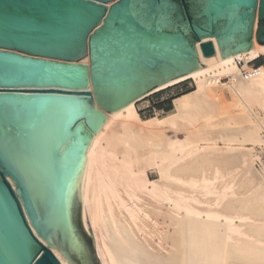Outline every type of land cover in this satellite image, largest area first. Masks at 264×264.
<instances>
[{"label": "water", "instance_id": "water-1", "mask_svg": "<svg viewBox=\"0 0 264 264\" xmlns=\"http://www.w3.org/2000/svg\"><path fill=\"white\" fill-rule=\"evenodd\" d=\"M257 17L264 44V0H0V264H63L51 247L101 264L80 189L85 125L108 116L69 61L90 52L97 105L113 111L205 67L197 43L205 57L216 47L203 37L223 58L251 49Z\"/></svg>", "mask_w": 264, "mask_h": 264}, {"label": "bare ground", "instance_id": "bare-ground-1", "mask_svg": "<svg viewBox=\"0 0 264 264\" xmlns=\"http://www.w3.org/2000/svg\"><path fill=\"white\" fill-rule=\"evenodd\" d=\"M206 40L216 53L205 57L197 43L205 67L151 92L195 82L163 116L143 118L136 99L104 110L90 56L69 61L87 66L94 107L108 116L98 132L85 125L93 139L80 189L101 264H264V64L242 72L264 44L254 35L251 49L223 58L216 36ZM224 89L232 98L223 108Z\"/></svg>", "mask_w": 264, "mask_h": 264}, {"label": "rangeland", "instance_id": "rangeland-1", "mask_svg": "<svg viewBox=\"0 0 264 264\" xmlns=\"http://www.w3.org/2000/svg\"><path fill=\"white\" fill-rule=\"evenodd\" d=\"M256 22L258 24V17L256 19ZM257 29L258 28L256 26V28L253 31L254 35H257ZM86 57H89V56L87 55ZM259 62H261V63L264 62V56L259 61H256L255 64H258ZM226 81H228V80H226ZM195 86H196L195 82L193 80L189 79L187 81H184L182 83H179V84L174 85L172 87H169L167 89H164V90H161L158 92H154L153 94L146 97L145 99L138 101L137 102V109L143 118H148V117L155 116V115L156 116H163L168 112L165 110L164 106H168L169 101H171L172 107H173L174 106L173 105V99L176 96H179L183 93H186V92L194 89ZM224 96H226V97H224ZM222 98H223V101L225 102L222 105V107L224 108L225 106L226 107L230 106V104H231L230 99L232 98V96H231V93L228 92L227 89L223 90V97ZM226 101H229V102H226ZM226 103H229V104H226ZM162 105H164V106L162 107ZM150 176L152 178L156 177L157 176L156 171H152L150 173Z\"/></svg>", "mask_w": 264, "mask_h": 264}, {"label": "built area", "instance_id": "built-area-1", "mask_svg": "<svg viewBox=\"0 0 264 264\" xmlns=\"http://www.w3.org/2000/svg\"><path fill=\"white\" fill-rule=\"evenodd\" d=\"M262 57L256 59L255 61L251 62V65H252V68L249 69V70H246V69H243V74L244 76L247 78L249 77L250 75H255L257 72H258V69H259V65L258 64H255L256 61H259ZM264 64V62L262 63Z\"/></svg>", "mask_w": 264, "mask_h": 264}, {"label": "trees", "instance_id": "trees-1", "mask_svg": "<svg viewBox=\"0 0 264 264\" xmlns=\"http://www.w3.org/2000/svg\"><path fill=\"white\" fill-rule=\"evenodd\" d=\"M261 64H262L261 62L258 63V65H261ZM163 106H164V105H162V107H163ZM164 108H165V110L168 111V112L171 111V110L173 109L171 101H169V102H168V106H164Z\"/></svg>", "mask_w": 264, "mask_h": 264}, {"label": "snow or ice", "instance_id": "snow-or-ice-1", "mask_svg": "<svg viewBox=\"0 0 264 264\" xmlns=\"http://www.w3.org/2000/svg\"><path fill=\"white\" fill-rule=\"evenodd\" d=\"M164 23H165V18L164 17H161L160 21H158V24L160 26H163Z\"/></svg>", "mask_w": 264, "mask_h": 264}]
</instances>
